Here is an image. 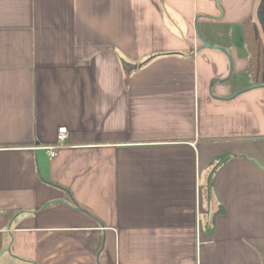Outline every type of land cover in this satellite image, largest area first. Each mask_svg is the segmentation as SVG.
Instances as JSON below:
<instances>
[{"label":"crops","instance_id":"crops-1","mask_svg":"<svg viewBox=\"0 0 264 264\" xmlns=\"http://www.w3.org/2000/svg\"><path fill=\"white\" fill-rule=\"evenodd\" d=\"M218 2L0 0V264H264L260 0Z\"/></svg>","mask_w":264,"mask_h":264},{"label":"trees","instance_id":"trees-1","mask_svg":"<svg viewBox=\"0 0 264 264\" xmlns=\"http://www.w3.org/2000/svg\"><path fill=\"white\" fill-rule=\"evenodd\" d=\"M264 32V20L262 23ZM242 41L248 61V77L253 87H264V37L255 22L241 26Z\"/></svg>","mask_w":264,"mask_h":264},{"label":"rangeland","instance_id":"rangeland-1","mask_svg":"<svg viewBox=\"0 0 264 264\" xmlns=\"http://www.w3.org/2000/svg\"><path fill=\"white\" fill-rule=\"evenodd\" d=\"M215 4H216V7L220 11L218 0H215ZM259 5H261L260 6V12H259L261 14V13H263V10H264V4H261V1H260ZM259 25L261 27V24H259ZM211 29L217 35L216 39L215 38L212 39L213 42H216L220 46L237 45V43H238V25L236 23L227 24V23H223V22L222 23L218 22V23H214L213 26L211 27ZM198 30H199L198 31L199 36H201V34L204 31V26L202 24H199ZM261 30H262V28H261ZM236 33H237V35H236ZM262 36L264 37V33H262ZM202 40H203V38H202ZM238 51L240 52V49H238ZM242 51L246 53L244 46H243V48H241V52ZM226 57L229 60L227 55H226Z\"/></svg>","mask_w":264,"mask_h":264},{"label":"built area","instance_id":"built-area-1","mask_svg":"<svg viewBox=\"0 0 264 264\" xmlns=\"http://www.w3.org/2000/svg\"><path fill=\"white\" fill-rule=\"evenodd\" d=\"M66 134H67L66 128L58 129V134H57V138H56V143H57L56 145L60 146L66 142ZM55 148H56V146L50 147L46 150L47 154L50 158L55 156Z\"/></svg>","mask_w":264,"mask_h":264},{"label":"flooded vegetation","instance_id":"flooded-vegetation-1","mask_svg":"<svg viewBox=\"0 0 264 264\" xmlns=\"http://www.w3.org/2000/svg\"><path fill=\"white\" fill-rule=\"evenodd\" d=\"M260 1H261V4H264V0H260ZM260 6H261V5H259L258 13L260 12ZM259 14H260V13H259ZM263 20H264V10H263V13H261L260 15H258V24L256 23L258 27H260L259 24H261V27L259 28L260 31H262L261 33H264V32H263V28H262ZM261 28H262V30H261Z\"/></svg>","mask_w":264,"mask_h":264},{"label":"water","instance_id":"water-1","mask_svg":"<svg viewBox=\"0 0 264 264\" xmlns=\"http://www.w3.org/2000/svg\"><path fill=\"white\" fill-rule=\"evenodd\" d=\"M198 35H199V34H198ZM199 37H200V36H199ZM200 39L202 40L201 37H200ZM202 41L204 42V46H205L206 48H212V46H211L210 44L206 43V41H204V40H202ZM218 50H220L221 52L225 53V54L228 56V58L230 59L229 55L226 53L225 50L220 49V48H218ZM230 61H231V60H230Z\"/></svg>","mask_w":264,"mask_h":264}]
</instances>
